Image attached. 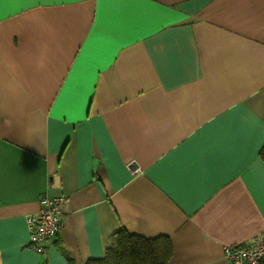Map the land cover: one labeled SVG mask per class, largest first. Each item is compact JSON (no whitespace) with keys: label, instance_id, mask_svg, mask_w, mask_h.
I'll return each mask as SVG.
<instances>
[{"label":"crops","instance_id":"obj_1","mask_svg":"<svg viewBox=\"0 0 264 264\" xmlns=\"http://www.w3.org/2000/svg\"><path fill=\"white\" fill-rule=\"evenodd\" d=\"M121 231L169 264L264 237V0H0V264H87Z\"/></svg>","mask_w":264,"mask_h":264},{"label":"built area","instance_id":"obj_2","mask_svg":"<svg viewBox=\"0 0 264 264\" xmlns=\"http://www.w3.org/2000/svg\"><path fill=\"white\" fill-rule=\"evenodd\" d=\"M67 202L64 196L41 199L39 213L28 219L31 248L42 252L46 242L59 234ZM223 254L228 264H264V237L257 236L246 244L225 245Z\"/></svg>","mask_w":264,"mask_h":264},{"label":"trees","instance_id":"obj_3","mask_svg":"<svg viewBox=\"0 0 264 264\" xmlns=\"http://www.w3.org/2000/svg\"><path fill=\"white\" fill-rule=\"evenodd\" d=\"M172 255L173 245L166 237L151 239L121 231L103 258L87 264H169Z\"/></svg>","mask_w":264,"mask_h":264}]
</instances>
